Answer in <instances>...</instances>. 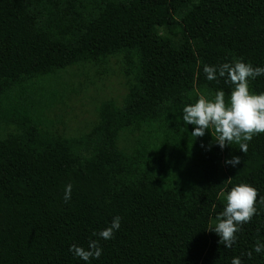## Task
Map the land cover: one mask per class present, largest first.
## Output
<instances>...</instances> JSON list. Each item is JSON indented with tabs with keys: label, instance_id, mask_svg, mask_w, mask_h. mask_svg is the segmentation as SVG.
I'll return each instance as SVG.
<instances>
[{
	"label": "trees",
	"instance_id": "16d2710c",
	"mask_svg": "<svg viewBox=\"0 0 264 264\" xmlns=\"http://www.w3.org/2000/svg\"><path fill=\"white\" fill-rule=\"evenodd\" d=\"M117 55L122 103L103 100L79 135L48 130L60 73L86 64L104 73ZM237 60L264 67V0H0V121L15 127L0 138V264H264L254 250L264 205L231 249L209 231L233 186L264 197V134L245 154L183 122L200 95L223 90L228 100L233 90L204 65ZM249 87L264 92V75ZM123 134L133 135L127 148ZM234 156L238 165L225 163ZM116 216L112 239L92 235ZM90 239L99 259L69 251Z\"/></svg>",
	"mask_w": 264,
	"mask_h": 264
},
{
	"label": "clouds",
	"instance_id": "9594fccd",
	"mask_svg": "<svg viewBox=\"0 0 264 264\" xmlns=\"http://www.w3.org/2000/svg\"><path fill=\"white\" fill-rule=\"evenodd\" d=\"M204 73L209 81L225 78V82L233 85L230 98L226 100L223 90L217 91L214 98L206 99L200 95L194 104L183 108V122L194 125L191 133L194 137H203L211 130L214 141L221 149L236 144L238 149L247 154L250 141L256 135L264 134V92L254 94L249 87V81L264 75V67H254L251 63L237 60L234 63H223L219 66L204 65ZM241 162L239 156L226 160L233 167ZM72 185L65 188L64 202L71 199ZM259 198V199H258ZM225 207L216 217V224L209 231H214L219 237V243L231 249L237 241V233L242 231L244 224L250 223L257 214V203L264 205V197L259 196L258 189L250 184L241 183L233 186L225 195ZM121 226V217L113 218L109 227L93 236L102 239H112L114 232ZM257 253L264 251V243L257 240L254 245ZM69 251L84 261L91 258L99 259L102 248L97 240H89L88 249L71 245ZM251 252L248 256L251 257ZM232 264H243L239 257L232 259Z\"/></svg>",
	"mask_w": 264,
	"mask_h": 264
},
{
	"label": "rangeland",
	"instance_id": "374dc122",
	"mask_svg": "<svg viewBox=\"0 0 264 264\" xmlns=\"http://www.w3.org/2000/svg\"><path fill=\"white\" fill-rule=\"evenodd\" d=\"M58 88L63 97L45 113L46 128L65 136L79 135L98 120V107L103 100L113 99L118 104L128 92V79L123 73L121 56H112L107 71L99 66L79 65L62 71ZM15 131V127L0 121V138ZM133 135L123 134L121 147L127 148Z\"/></svg>",
	"mask_w": 264,
	"mask_h": 264
}]
</instances>
